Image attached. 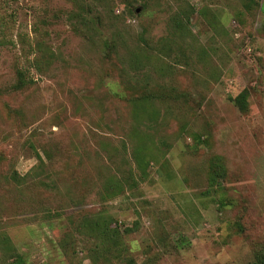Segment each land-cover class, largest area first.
Here are the masks:
<instances>
[{
	"label": "rangeland",
	"instance_id": "1",
	"mask_svg": "<svg viewBox=\"0 0 264 264\" xmlns=\"http://www.w3.org/2000/svg\"><path fill=\"white\" fill-rule=\"evenodd\" d=\"M80 1L0 0V264L256 262L264 0Z\"/></svg>",
	"mask_w": 264,
	"mask_h": 264
},
{
	"label": "trees",
	"instance_id": "2",
	"mask_svg": "<svg viewBox=\"0 0 264 264\" xmlns=\"http://www.w3.org/2000/svg\"><path fill=\"white\" fill-rule=\"evenodd\" d=\"M71 1L74 6L77 8V10L74 12V17L81 19L84 21L85 18V13H86V5L83 4L80 0H69ZM190 18V15L187 17V19ZM174 28L178 29V32H183L184 31V24L183 22L179 19V17L175 18L174 20ZM147 42V41H146ZM148 43V42H147ZM42 63L39 61L38 65ZM27 85V81L25 78V74L23 72H19V80H18V87H23ZM248 96V90H243L240 92V94L234 98V102L238 105H244L245 100L247 99ZM147 99V97H136V99L132 100L133 105H134V118L137 122H140V108H144L142 106V103ZM136 108V110H135ZM145 109V108H144ZM38 158L42 160V157L38 155ZM137 161L139 164V168L144 169V162L142 161V158L140 155H137ZM211 176L212 178H221L223 177V167L219 162H214L212 165L211 169ZM122 184L121 183H116L114 181H110L106 188L107 193H111L116 191L118 188L120 189V192L122 191ZM116 193V192H115ZM93 228L94 231L98 234V236L102 239L103 244L107 249H111V247H116L118 248L120 245H122V240H121V234L122 232L119 230L118 225H114L113 222L107 218H103V216L98 217L93 224H90ZM130 229L126 230L129 231ZM252 264H264V255L260 256L256 262H253Z\"/></svg>",
	"mask_w": 264,
	"mask_h": 264
},
{
	"label": "water",
	"instance_id": "3",
	"mask_svg": "<svg viewBox=\"0 0 264 264\" xmlns=\"http://www.w3.org/2000/svg\"><path fill=\"white\" fill-rule=\"evenodd\" d=\"M139 10H137V12H138Z\"/></svg>",
	"mask_w": 264,
	"mask_h": 264
}]
</instances>
